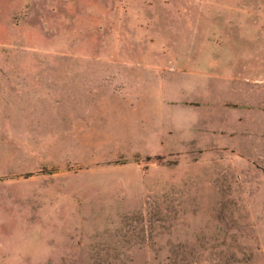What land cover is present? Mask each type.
<instances>
[{"label":"rangeland","instance_id":"rangeland-1","mask_svg":"<svg viewBox=\"0 0 264 264\" xmlns=\"http://www.w3.org/2000/svg\"><path fill=\"white\" fill-rule=\"evenodd\" d=\"M0 264H264V0H0Z\"/></svg>","mask_w":264,"mask_h":264}]
</instances>
